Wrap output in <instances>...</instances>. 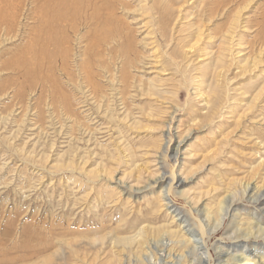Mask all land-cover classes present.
I'll return each instance as SVG.
<instances>
[{"label":"rangeland","instance_id":"1","mask_svg":"<svg viewBox=\"0 0 264 264\" xmlns=\"http://www.w3.org/2000/svg\"><path fill=\"white\" fill-rule=\"evenodd\" d=\"M113 1L119 8L115 10L117 15L112 27L120 32L121 45H113L110 39L111 48H114L110 53L119 57L128 55L127 58L134 62L126 64L125 73L119 77L122 101L119 99L116 102L115 95L114 104L110 106L106 101L98 107L101 94L96 92L90 100L86 99L90 96L80 99V91L62 74L55 78L56 83L63 78L65 82L59 81L62 85L58 82L55 88L62 87L60 90H65L67 94L71 91L70 104L74 101V104L80 105L73 109L69 106L73 110L70 112L71 109H67L62 100H52V91L48 88L47 91H40L38 85L32 86V80H26L7 68L11 60L19 55L16 52L21 48L20 41L17 38L12 41L4 39L0 32V264H25L19 260L23 244L35 239L40 229L51 224L56 228L53 229L56 239L60 240L58 247L61 245L60 248L65 249H57L55 264H95L98 258L93 261L95 251L92 249L97 247L99 255L104 253L100 256L103 260L108 255L109 241L106 242V239L110 234L107 232L111 231L115 236L134 235L136 228L125 222L133 216L140 217L142 214L140 218L153 219L156 224L169 219L164 207L160 208L158 217L147 214V203L157 193L144 189L129 196L128 189L131 187H142L154 177L174 171L177 177L179 174L180 178L186 179L178 188L179 192L171 196L175 204L184 205L187 211L188 206L185 205L190 200L192 206L198 209H212L225 187L234 185L237 179H244L251 168H257L252 153L258 146L252 137H244V133L254 127L253 124L248 122L235 128L230 114H224L221 121L224 126L220 130L227 141L215 156L216 148L210 143L219 139L214 138L219 132L209 133L211 123L203 119L205 109L199 101L201 98L194 96L192 87L186 84L196 77L202 85L201 90L210 91L212 71L225 47L235 50L234 53L243 48L246 56L254 55L264 40V0H188L180 4L179 0ZM181 4L182 18L179 16L174 24L173 19H167L168 13L174 18ZM29 26L33 27L34 23L28 25L27 39L33 35V29L28 31ZM196 27L200 31L197 42ZM126 37L129 46L125 44ZM29 40L34 44V39ZM190 45H193L191 49ZM30 46L28 44L26 48ZM45 49L52 51L53 45ZM88 59L93 60L91 56ZM176 61L182 66L180 71H176L173 65ZM77 62L83 63L82 59ZM71 66L77 68L73 67L71 74L74 79L78 80L86 71L83 69L78 73L76 62H72ZM232 75L229 73V76ZM104 81L102 78L99 82V89H105L106 95L112 94L113 90L110 92L109 88L111 81ZM238 81L247 82L241 78ZM85 95L88 96V93ZM104 99L107 100L106 97ZM82 100L84 103H80ZM254 132L264 138L262 129L255 128ZM170 137L172 140L164 151ZM182 137L185 139L179 153L174 155L171 147ZM206 147L207 152L204 151ZM260 171L261 167L258 173ZM119 180L121 182L118 183ZM107 200L118 203L107 204ZM237 205H241L239 218L242 220L243 214L249 212L242 208L250 207L246 201H237ZM195 216L198 222V214L192 211L193 220ZM213 223L209 220V224ZM224 226L225 229L208 238V245L219 240L226 245L231 241L225 239L227 221ZM62 228L67 230L65 234ZM55 230L62 233L58 234ZM26 236L30 237L29 241ZM73 238L76 240L73 246L77 244L75 246L79 247L77 258L69 254V245L64 242ZM102 241L103 244L106 242L103 251ZM250 242L252 244V240ZM57 244L54 243L53 248ZM80 246L86 249H80Z\"/></svg>","mask_w":264,"mask_h":264},{"label":"bare ground","instance_id":"2","mask_svg":"<svg viewBox=\"0 0 264 264\" xmlns=\"http://www.w3.org/2000/svg\"><path fill=\"white\" fill-rule=\"evenodd\" d=\"M187 1L188 0H179L178 3H187ZM117 6L118 4L115 5V1L113 0H0V32L4 39H11L12 41L17 38L20 41L21 47L18 49L19 52H16L19 55L13 60L10 59L11 62L7 68L16 71L26 80H32V86L38 85L40 91L48 88L47 90L52 91V100L53 98L55 100L57 99V101L58 99L62 100L61 103H66L67 109L69 106H72L73 109V107L80 104H74V101L70 104L69 96H71V91L67 94V92L64 93L65 90H60L62 87L58 88L57 86V88H55V85H59V81L64 80V78L61 80L58 79L59 83H56L57 80H55V78L60 74H62L63 77L65 76V78L68 77L67 81L71 82L73 87L80 91L79 93L82 95L80 99L90 96L86 98L90 100L93 98V92L100 93L102 101L100 100L97 102L99 103L97 104L98 107H102L106 101H108L109 106L110 104L113 105L115 95L117 96L116 102H119V99L122 101V92L120 89L122 85L120 86L119 84L121 81L119 77L123 75L126 64H132L134 61L133 59L127 58L128 55L119 57L110 53L111 49L114 50V48H111V43L113 45L117 44L118 47L121 45L119 43L121 38L120 32L115 31L112 27V25L115 24L114 21L117 15H115V10L119 8ZM182 6L183 4L178 7L176 10L177 14H174V18L171 13H168L169 16H167V19H173V23L175 24L179 16L182 15ZM180 18H182V16H180ZM30 22L34 23V26H29L30 30L28 31L33 29V35L29 39H34V44H32L25 35L28 25L31 24ZM195 29V38L197 42V36L200 35V31L199 27ZM225 37L226 36H223L224 39H226ZM232 38L233 35L231 33V39ZM261 42V46L256 49L254 55L251 56H246L247 53H243V48L236 50L235 53V50L230 51L229 47L222 48L223 51L220 52V57L218 56L217 58L215 69L212 71V83L211 87L209 86L210 91L203 92L201 90L202 88H200L202 85L196 77L195 79H189V84H186L188 87H192L194 96H197L198 99L201 98L199 101L202 102L203 108L205 109L203 112V119L209 120L211 123L209 133L215 134V131L219 132L218 135H214V138L219 137V139H214V141L210 143L211 146L216 148L215 151L217 152L214 154L215 156L222 151V146H224L227 141L226 135L220 130V128L224 126L221 122L224 114H230L231 120L234 121L236 125L234 126L235 128L242 126L240 124H246L248 122L253 124L254 127H250V129L244 133V137L246 139L252 137L254 144L258 146L252 153L254 155L253 162L257 161V168H251L247 176L246 174L244 175V179H237V181L233 182L234 185L232 184L230 186L229 184L225 187L224 190L219 193L212 209L208 207L198 209L192 206L190 200H187L188 205H185L189 207H186L187 211L184 205L177 206L171 196L173 193L177 194L179 192L178 188L186 179L184 177L180 178L179 174V177H177L175 173L173 174L174 171L167 175L166 173H162L159 177H154L150 181L147 180L148 182L142 187L132 188L130 186L131 188L128 189L130 192L129 196H131L134 191L144 189L151 193L152 191L157 193L158 195L154 197L152 201H148V205L146 204L149 208V213L147 214H149V216L155 215L158 217V213L164 207L165 214H167L166 216L169 219L163 223L156 224V221L153 219L144 216V218H140L142 214L140 217L133 216V218L125 222H130V226L136 228L134 235L131 237L115 236L111 234V231L107 232V234H110L106 239V242L109 241L108 255H106L104 257L105 260H103V257L100 256H103L104 253L101 252L103 254L99 255L100 252H96L97 247L96 249L93 247L94 249L92 250L95 251L93 261L98 258L96 262L94 261L95 264H98V262L99 264H251V262L252 264H264V138L263 136L260 137L256 135L254 132L255 128L262 129L264 134V115L262 114L264 111V55L262 54L264 40ZM126 43L129 46L127 37L125 38V44ZM28 44L31 45L30 48H26ZM34 45H36L38 49H35ZM50 45H53L52 51L46 50L45 47ZM192 47L193 45H190L189 49ZM120 48L122 47L120 46ZM117 51L120 52L119 49ZM229 53L231 55H229ZM261 55L263 56L262 60L260 59ZM89 56L93 58V60L90 59L92 61H89ZM78 59H82L83 63L77 62ZM72 62L77 63L78 70L76 71L78 73L83 69L86 70L84 72L86 73L85 77L83 75L84 73H81L83 76L79 75L80 77L78 76V80L74 79L75 76L71 74L72 71L77 68L71 66ZM173 65L176 71L181 70L182 66H180L179 62L176 61ZM130 66L132 67V65ZM44 67H46L45 71ZM94 69L96 71H94ZM75 72L73 74L77 73ZM229 73H233V75L229 76ZM102 78L105 79V81H111L109 82L111 86L108 87L110 88V92L111 89L113 90L112 94L106 95L105 89H99V87H101L99 86V82ZM122 78L124 79V76ZM238 78L247 80V82L240 83ZM62 83L60 84L62 85ZM66 84L68 86V83ZM128 84L131 85V83ZM183 84H185L184 81ZM72 91L74 92L73 89ZM86 93H88V96L85 95ZM155 94H157V92ZM73 96L72 94V97ZM96 96L98 97V94ZM105 97L107 100L104 99ZM98 98L100 99V97ZM82 102L84 103V100L80 101V103ZM62 106L65 107L64 105ZM72 109L70 112H73ZM74 119L78 118L76 117ZM185 137H187V135ZM185 137L175 141L176 143L171 147L174 155L179 153L181 143H183ZM171 140V137L167 139L164 151L167 149V144ZM207 148L208 147H206L204 151H206ZM202 159L204 158L202 157ZM256 165L251 166L253 167ZM260 167L262 171L258 173V168ZM119 182H121V180H119L118 183ZM155 188L157 190H155ZM111 194L112 193H110V195ZM116 200H107L108 202L106 203H113L112 205H116L118 203ZM237 201H246L250 207L242 208L244 210H249V212L243 214L241 217L242 220L239 218L241 205H237ZM192 211L198 214V222L196 216L195 220L192 219ZM251 212L253 214H251ZM209 220H213L214 223L209 224ZM226 221L228 227H226V232H224L226 236L225 239L231 241H228L229 243L226 245L221 244L222 240L213 243L211 246L208 245L206 242L208 238L217 233V231L225 229L224 225ZM68 223H66L65 227L69 231ZM52 227L53 225L51 224L50 227L40 229L35 239L31 237L32 242L30 237L28 238L26 236L27 240H30V242L23 244V250L20 253L21 256L19 260L26 262L25 264H55L54 256L59 251L57 249L62 250V248H60L61 245L58 247L60 240L56 239V233L53 231V229L56 228ZM230 228L232 230H230ZM67 230H63L64 234ZM57 233H62V231ZM102 236H106V233ZM103 237H101V239H104ZM54 238L57 241H54ZM73 239H67L64 242L69 245L68 247L71 251L69 254L78 257L79 247L75 246L77 244L73 246V241H76ZM251 240L252 244L250 242ZM106 242L103 244L102 241L104 245L103 248H101L102 251L104 250ZM54 243H58L55 245L56 249L53 248ZM81 247L83 246H80V249ZM84 248L85 247H83V249ZM50 249H52L53 252ZM48 250L52 253H46ZM62 251H65V249ZM43 252L45 254H42ZM42 255L46 256L40 258Z\"/></svg>","mask_w":264,"mask_h":264}]
</instances>
